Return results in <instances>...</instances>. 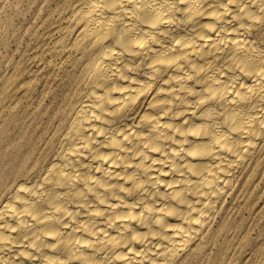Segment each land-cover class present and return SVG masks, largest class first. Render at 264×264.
<instances>
[{"label": "bare ground", "instance_id": "1", "mask_svg": "<svg viewBox=\"0 0 264 264\" xmlns=\"http://www.w3.org/2000/svg\"><path fill=\"white\" fill-rule=\"evenodd\" d=\"M64 19L67 108L0 180V264H185L263 192L264 0H68Z\"/></svg>", "mask_w": 264, "mask_h": 264}, {"label": "rangeland", "instance_id": "2", "mask_svg": "<svg viewBox=\"0 0 264 264\" xmlns=\"http://www.w3.org/2000/svg\"><path fill=\"white\" fill-rule=\"evenodd\" d=\"M68 0H0V180L11 164L41 154L67 102L70 64L56 55ZM36 154V155H35ZM258 208L228 200L214 236L185 264H262L264 188ZM246 198V196H244Z\"/></svg>", "mask_w": 264, "mask_h": 264}]
</instances>
